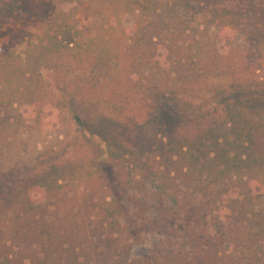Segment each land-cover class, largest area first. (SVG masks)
<instances>
[{
    "label": "trees",
    "instance_id": "16d2710c",
    "mask_svg": "<svg viewBox=\"0 0 264 264\" xmlns=\"http://www.w3.org/2000/svg\"><path fill=\"white\" fill-rule=\"evenodd\" d=\"M84 1L0 0V25L26 21L34 2L42 3L45 24L43 35L28 42L23 60L7 47L0 54V103L9 99L13 105L20 97L28 116L39 117L37 107L46 105L56 117L69 116L76 133L69 147L84 153L70 158L48 151L0 178V264H212L219 254L234 260L231 231L218 217L208 225L207 217L227 209L242 231L253 221L264 229V212L256 209L264 199V65L257 69L242 51L197 54L179 36L167 42L158 36L160 59L148 54L143 46L153 42L156 21H189L178 10L161 9L163 0H126L121 12L100 17L88 36L59 11ZM196 1L214 2L207 12L218 28L238 26L241 19L259 25L255 11L238 14L215 0ZM121 15L129 17L130 27ZM257 35L258 60L264 63V27ZM128 44L141 54L132 59ZM148 67L157 69L148 83L160 74L156 90L142 87ZM65 68L76 80L64 78L54 96L42 72L59 76ZM239 172L250 176L234 182ZM185 181L194 183L208 211L180 202ZM77 184L91 202L92 193L103 192L92 228L99 241L94 253L104 255L99 262L90 261L79 243L76 195L60 216L59 195L66 199L65 189ZM147 190L152 207L143 198ZM153 240L147 257H132Z\"/></svg>",
    "mask_w": 264,
    "mask_h": 264
},
{
    "label": "rangeland",
    "instance_id": "374dc122",
    "mask_svg": "<svg viewBox=\"0 0 264 264\" xmlns=\"http://www.w3.org/2000/svg\"><path fill=\"white\" fill-rule=\"evenodd\" d=\"M125 3L126 0H85L80 4L72 3L60 6L59 11L66 16V21L71 23L76 30L88 36H93L99 18L112 12H121ZM210 4H214V2L201 4L196 0H163L160 6L161 9L164 11L172 9L173 12L178 10L182 12L181 17L189 21L185 24L170 22L165 18L163 22L156 21L155 27L157 28L151 30L154 37L153 42L146 41L147 43L143 46L146 48V52L148 54L152 53L160 59L161 54L156 51L154 43L157 42V37L160 36L163 41L167 42L170 41V38L176 39L179 36V41L184 43L185 47L187 45L192 46L197 54H204L215 49L224 53L242 51L245 52L250 61H253L254 67L261 68L264 63L258 60L256 39L258 30L264 27V0H215V4L233 9L238 14L255 11L256 18L259 20V25L256 27L251 21L246 23V20L241 19L238 26L230 23L225 29L218 28L207 12ZM43 8L42 3L34 2L31 4V13L26 21L9 26L0 25V54L4 53V48L7 47L14 56L20 60L24 59L28 42L34 41L37 36H42L45 30V24L41 17ZM121 18L125 26H131L132 22L129 21V17L121 15ZM126 52L132 54V59H134L137 54H141L142 49L139 50L137 45L128 44ZM66 60V58L59 59L62 63H65ZM156 70L149 69V67L143 70L142 87L149 86L151 91L156 90L157 86L160 85L157 79L160 74H157L155 78H151L150 83L147 82L150 72ZM261 74H264V71ZM13 77H11V80ZM42 77L45 86L54 96H58L60 94L58 90L64 88V78L66 82L76 80L74 73L66 68L63 75L59 76L54 71L44 70ZM9 102L8 99V101L0 103V178L12 171L23 170L31 166L37 157L48 151H59L70 158L83 156L82 151H72L69 147L76 135L75 127L69 116L56 117L52 113V108L48 105L37 107L38 112L40 111L39 117L28 116L30 108L19 105L22 102L20 97L15 99L13 105ZM100 151L104 154L103 148H100ZM102 158L104 160L105 156ZM249 176L247 172H239L233 175L232 180L238 182L246 180ZM193 184L192 181H185L180 185L178 189L180 202L188 206H201V208L208 211L207 201L195 193L196 189ZM84 191L83 187L78 186V184L69 185L65 189V192H67L66 199L63 194L58 197L61 199L59 212L60 216L67 214L65 211H68L72 205L69 201L76 195L77 202L73 201L72 203L76 204L73 207L74 214L78 212L81 216H77L75 223L76 228L80 229L79 243L82 244L84 253L92 258L90 261L99 262L104 258V255L94 253V248L99 245V241L95 236L96 229L92 228L93 226L96 227V220L93 217L100 212V199L103 192L92 193V199L96 202H91L89 198L84 199V194H82ZM143 198L148 201L151 207L155 204L148 190L144 193ZM95 204H99L98 207ZM53 209L51 208L49 213L52 214ZM256 209L264 212V199L256 205ZM230 215L231 212L225 209L222 214L214 212L207 217L208 225L212 224L213 217H218L227 225L226 229L231 231L228 236L229 251L231 255H235V259L231 260L229 256L219 254L212 258V264H232L234 262L237 264H264V229H258V225L253 221L249 231H242L240 226L235 227L233 225ZM53 226L56 231L60 227L58 223H54ZM90 238L92 242H88ZM151 244L154 246L156 243L154 240L147 241L143 247L133 251L132 257L134 259L147 257L150 253Z\"/></svg>",
    "mask_w": 264,
    "mask_h": 264
}]
</instances>
